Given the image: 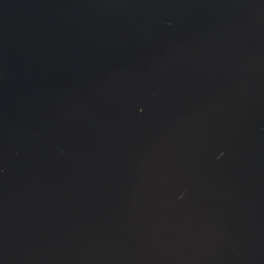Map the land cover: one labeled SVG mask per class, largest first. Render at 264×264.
Returning <instances> with one entry per match:
<instances>
[{
	"label": "water",
	"instance_id": "1",
	"mask_svg": "<svg viewBox=\"0 0 264 264\" xmlns=\"http://www.w3.org/2000/svg\"><path fill=\"white\" fill-rule=\"evenodd\" d=\"M0 264H264V0H0Z\"/></svg>",
	"mask_w": 264,
	"mask_h": 264
}]
</instances>
